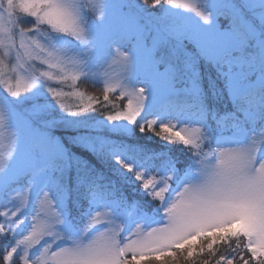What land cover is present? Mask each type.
<instances>
[{"label":"snow or ice","instance_id":"6c2138e0","mask_svg":"<svg viewBox=\"0 0 264 264\" xmlns=\"http://www.w3.org/2000/svg\"><path fill=\"white\" fill-rule=\"evenodd\" d=\"M208 4L204 0V11H198L197 6L179 5L177 0H153V9L190 8L209 26ZM147 5L148 0H137L130 6L146 12ZM233 6L247 14L226 16V26L217 21L210 42L205 43L188 31L154 29L150 17L135 14L126 18L119 36L101 33L107 0L96 6L87 0H0V48L5 50L0 56V86L7 93L0 99V122L4 110L23 117L14 125V147L7 158L0 157V209H4L0 264H141L145 259L169 264L178 255L188 261L206 250L215 257L219 246L226 254H220L215 264H264V138L257 140L253 131L246 144L218 146L211 156L204 152L212 144L205 125L215 121L224 128L227 120L235 127L240 113L238 99L223 114L212 107L220 93L212 82L203 88L197 75L200 61L217 69L231 65L256 42L257 32L264 48V0H233ZM24 17L31 18L30 26H24ZM117 40L132 42L136 56L132 48L117 46ZM177 53L193 73L192 86L197 90L191 95L203 121L179 130L170 118L145 115L148 89L132 83L140 59L167 73L175 67ZM117 56L122 57L125 80L113 83L106 73L100 77V71L110 57ZM12 59L16 63L8 68L6 60ZM37 60L49 70H58L60 81L87 82L91 77L92 83H102L105 107L109 94L119 90L120 99L127 100L125 110L91 117L102 102L90 97L89 103L71 111L60 101L61 93L47 83L52 72L37 74L30 63ZM13 77L15 84L10 82ZM225 79L232 89L229 95H235L231 77L225 74ZM119 123L154 133L166 145L182 144L192 154L193 165L181 173L178 161L167 152L129 145V155L141 158L137 168L120 154L126 138L108 133L109 125ZM57 126L72 129L76 135L70 142L89 147L98 159L110 156L121 173L119 179L137 184L140 197L126 196L117 186L119 179L103 183L102 171L72 154L53 134ZM38 183L42 186L34 197ZM69 217L78 223L72 225ZM66 222L67 232L61 230ZM197 240L201 243H194Z\"/></svg>","mask_w":264,"mask_h":264},{"label":"rangeland","instance_id":"374dc122","mask_svg":"<svg viewBox=\"0 0 264 264\" xmlns=\"http://www.w3.org/2000/svg\"><path fill=\"white\" fill-rule=\"evenodd\" d=\"M102 2L103 0H87V3H89V5L91 6L99 5ZM136 2L137 0H107V3L109 5L108 15L106 17L105 24L99 26V31L101 33L107 31L111 33L112 36L115 38L119 36L123 31L125 27L126 18L129 15L135 14V15H143L145 17H150L151 21L153 22L151 26L154 29H156L158 26L159 30L162 32L171 31V30L188 31L196 39H199L200 41L205 43H209L211 40V34L213 32V28L217 23V21L220 25L226 26L228 24V20L226 16L231 15L234 18H236L241 15L247 14V13H241L238 8H235L233 6V0H209L207 9L211 13V24L209 26H205L202 24L203 21H200V18L196 15L195 12H192L190 8L186 9L184 7H177L175 5H158L155 6L156 8H158V10L156 11L152 8L153 0H148L147 7L149 9L148 11L145 12L143 9L133 8L130 6L136 4ZM177 3L179 5H184V4H188L190 6L195 5L197 6L198 11H204V0H177ZM93 12L96 14L98 18L99 12L96 7H93ZM24 20H25L24 26H30L31 18L24 17ZM42 31L44 32L45 36L48 34V32L45 31L44 29H42ZM37 38L39 39L41 37L38 36ZM255 40L256 42L252 44L249 48H247V50L244 53H242L243 55H240L236 60H234V62L231 65H224L221 69H217V67L211 65L206 60H201L199 63V71L197 75L200 77L202 75L201 73L206 71L205 72L206 81L205 82L201 81L203 88L207 89L208 83L212 82L216 85L217 91L220 93L219 96L222 95L224 96L225 84H223L222 81H217V80L213 81V77L215 76L212 70L214 71L216 69L219 71H224V73H227L228 76L231 77V82L235 86V95L232 96L229 95V93L232 91L231 87L229 86V81L227 83L228 90L226 91V93H227V98L231 99L232 101H236L237 99L239 100L241 97L247 96L249 94L252 95L254 90H264L263 89L264 76L261 75L262 70H264V48H262L259 43V32L256 33ZM17 43H18V37H17ZM116 45L120 47L132 48L134 50L133 55L134 57L136 56L135 45L132 42L126 40H117ZM116 45H113L114 50L116 49ZM4 51L5 50L3 48H0V56L3 55ZM120 51L123 52L124 49L120 48ZM189 51H191V49H189ZM247 52L248 53L255 52V57H257V61L255 60V57H253L254 55L251 56L252 57L251 59H247L244 56V54ZM15 63L16 62L14 59H12L11 61L6 60V64L8 65V68L14 66ZM30 63H32L35 66L37 74L45 71L52 72L53 78L51 80H47L46 77L44 79L47 80V83L51 87L56 88V90L61 93L60 101L64 103L66 106H68L71 111H76L78 105L89 103L90 97L99 98L103 96V84L92 83L91 80L93 78L91 77L90 80L87 82L83 80L73 81L71 79L66 81H60L56 75L58 70H49L47 68V65L40 64L38 60L31 61ZM122 63H123L122 57L120 56H117L115 58L110 57L109 64L105 65L104 69L100 71V77H102L106 73L110 81L113 83H120L124 81L125 77L123 75ZM173 63L175 64V67L169 72L165 73V72L157 71L156 68L151 63H147L142 59L138 61L136 74L133 77L132 83L134 84V86L137 87L142 86L148 89L147 94L149 99L147 101L148 107L146 109L145 114H149L155 110L158 111L157 113L158 116H161L162 118H170L173 120V124L175 123L177 124L178 127L175 130H179L180 127H185L186 124L203 125V122L201 121V116L199 114L192 113L182 116L183 115L181 109L182 107H188L190 105L196 106L195 100L192 97L191 93L193 91H196L197 89H195L192 86L193 73L186 68L185 62L183 61L181 54L177 53V56L173 58ZM210 66L212 68H210ZM224 68H228V70ZM17 71L20 70L17 69ZM72 74L73 73L70 71L69 76H71ZM100 77H96L95 79H99ZM200 78H202V76ZM10 82L15 84V77H13ZM89 85H91L93 88L97 86L98 90L91 88ZM88 88H90V90ZM110 94H114L113 95L114 99L116 100L120 99L119 90H117V92H113ZM4 95H7V93L3 92L2 86H0V99H3ZM255 95L259 99H261L260 94H255ZM48 98L51 99V96L49 95ZM102 99L103 97H101V99L99 100L102 101ZM165 100H167L168 102L163 103V101ZM259 102H261L260 104H262V101ZM107 103L109 105H112V103L109 101ZM109 105L104 107L105 111L111 108V106ZM255 107H257V103ZM123 110L125 109H118V111H123ZM100 114L101 113L96 115L95 113L94 114L92 113L89 115L91 117H98ZM249 115L255 119L257 118L256 116L257 111L254 110V112L253 113L250 112ZM48 118L51 119L52 116H49ZM22 119L23 117L19 113L9 114L6 110H4L3 120L2 122H0V157L7 158L12 148L14 147V136H13L14 125L20 123ZM192 126H196V125H192ZM210 128H211L210 126L205 125L206 132L212 139L214 134L211 133ZM68 129L71 130L70 128L57 126L53 134L62 139L61 135H64L66 137L67 133L65 130ZM132 130H133V126L127 125L126 123H119V124L109 125L108 133L114 137L122 135L126 138L125 144L121 146L122 151L120 154L123 155L125 159H128L130 163H135L137 165V168H139L141 166V158L138 156L129 155L127 151V147L129 145H137L129 141L133 138ZM222 132H224V129L221 130L219 133ZM255 135H256V139L260 140L261 138H264V131L255 133ZM236 136H238L237 138H239V140H235ZM71 137L72 136L66 138L70 140ZM248 137L249 136H247L246 133L238 129V132L234 134L235 139L233 138L227 139L228 137H225L222 139H227L226 141H220L219 143L215 141L213 146H211V150L207 151L206 153L209 154V156H211L212 152L216 151L218 146H223L225 148H234L237 147V145L246 144L248 142ZM62 140L64 143L65 140L64 139ZM201 143L206 144V141H201ZM73 145L78 146L79 148L84 150L88 149L93 152V150H91L89 147H86L82 144H73ZM214 146L217 147H215L212 150ZM187 152L189 151L187 150ZM71 153L74 154L76 157H79L82 161L87 162V164L90 165L92 168L102 171L105 177V181L103 183H107L108 181H112V179L118 177L116 174L109 173L108 170L100 169L98 166H95L87 158L83 157L81 154L72 151ZM261 155H264V153H261ZM185 156H187V154ZM115 167L118 169L117 165ZM71 175L73 177L75 176V168H73ZM41 186L42 183L37 184V187L33 192L34 197L36 193L39 191V188H41ZM117 186L120 188V190L122 189L123 190L122 192L126 195L124 188L120 184H118ZM41 199H43V196H41ZM2 210L4 209H0V211ZM29 211H33L31 206H29ZM35 211H39V201H36L35 203ZM104 220L105 217L102 216L101 221L103 222ZM21 227L23 228V226ZM61 230H64L66 232L70 231V224L66 222L64 225L61 226ZM197 242H199V240L195 241L194 243ZM203 243L206 245L207 241H204ZM184 255H186V253H184ZM194 258L195 257L190 258L188 261H185L183 255H178L174 260L176 262L170 259L169 264H191ZM141 264H160V261H156V260L148 261L147 259H145L144 261H141Z\"/></svg>","mask_w":264,"mask_h":264},{"label":"trees","instance_id":"16d2710c","mask_svg":"<svg viewBox=\"0 0 264 264\" xmlns=\"http://www.w3.org/2000/svg\"><path fill=\"white\" fill-rule=\"evenodd\" d=\"M153 8V7H152ZM154 10H158V8L154 9ZM255 60L257 61V57H255ZM210 68H212L210 66ZM225 69V68H224ZM228 70V69H227ZM205 72H202L201 76V81L205 82L206 78H205ZM212 72L214 73L213 77V81L217 80V81H222L223 84H225V94L224 96H219L215 101H213L212 103V107L217 111V113L219 114H223L226 112H229L232 107H233V101L231 99L227 98V93L226 91L228 90V85H227V80L225 79V74L224 71H219V70H212ZM200 76V77H201ZM228 76V74H227ZM91 88H93L91 85H89ZM97 87V86H96ZM93 88L98 90L97 88ZM90 90V88H88ZM264 89V88H263ZM255 92V93H254ZM254 92L252 93V95H247L244 97H241L239 99V103L236 104V108L240 113V118L236 123V126L233 127L231 125L230 121L225 120L224 123L227 125L224 128H219L216 126L215 121H210L208 126H210V131L212 134L214 135H218L219 132L221 130H226L224 131V133H232L236 128H240V129H244L246 131L253 132V131H263L264 130V90H254ZM255 94H260L261 99H259ZM114 94H109V102L112 103V105H109L107 102L106 104L111 106V108L107 109L106 111L104 110V103L103 99H102V103L100 105H97V111L95 112L96 115H98L99 113H110L113 111H118V109H125L126 106V99H119L116 100L114 99ZM103 97V96H101ZM101 97H99V99H101ZM223 99V100H222ZM262 101V104H260ZM257 103V107H255ZM255 107V108H254ZM192 109H196V107H193ZM255 111H257V118H252V116L249 115V113H253ZM92 114V113H91ZM94 114V113H93ZM145 115H155L156 116V112H151L149 114H145ZM67 133L66 137H70V136H74L76 135V133L71 129V130H65ZM156 131H159V129H156ZM132 134H133V138L131 140H129L130 142L137 144V145H142V146H147L151 149H154L156 151H165L168 153L169 156H171L173 159L177 160L178 163L176 164V167L178 169L181 170V173H183V171L189 169V166L193 165V159H192V154L187 152V149L182 145V144H176V145H166L164 141L160 140L159 137H156L154 135V133H141L138 131V129H135L133 127L132 130ZM62 139H64V143L67 146V148L70 150V152H76L78 154H81L83 157L87 158L92 164H94L95 166H98L100 169H104V170H108L109 173L111 174H116L118 177H116L115 179H112V181H117L121 175V173H119L117 171V168L115 167V163L114 161L111 160L110 156L105 159V160H101L98 159L97 156L90 150H84L79 148L78 146H75L73 144H71L70 140L67 139L64 135H61ZM205 145V143H202V146ZM208 147H204V152H206ZM187 154V156H185ZM186 161V162H185ZM123 188L124 191L126 192V195L129 198H139L141 193L138 191V186L137 184L133 183L130 179L128 180H124V179H119V183ZM175 184H173L174 186ZM121 191H123L121 189ZM75 216V214H73ZM70 219L72 221H74L75 223L78 222L77 219H74L73 217H70ZM26 231H24L22 233V235H26ZM22 237V236H21ZM198 244H200L201 242H197ZM198 252V250H197ZM220 254H226V250L224 249L223 246H219L218 247V251L215 257H209L207 255V250L205 252V254H198L196 256H194V260H195V264H204L205 261H210V264H215V260L218 259ZM176 262V261H174ZM192 264V263H191Z\"/></svg>","mask_w":264,"mask_h":264}]
</instances>
